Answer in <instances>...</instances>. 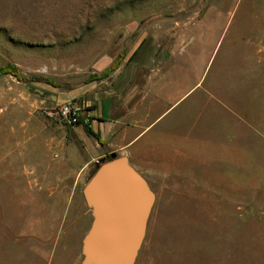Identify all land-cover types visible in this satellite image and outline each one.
<instances>
[{"label":"rangeland","instance_id":"rangeland-1","mask_svg":"<svg viewBox=\"0 0 264 264\" xmlns=\"http://www.w3.org/2000/svg\"><path fill=\"white\" fill-rule=\"evenodd\" d=\"M116 61L105 78H173L142 139L162 176L135 264H264V0H0V69L42 78L0 75V264H81L95 165L61 161L70 126L39 99Z\"/></svg>","mask_w":264,"mask_h":264},{"label":"crops","instance_id":"crops-1","mask_svg":"<svg viewBox=\"0 0 264 264\" xmlns=\"http://www.w3.org/2000/svg\"><path fill=\"white\" fill-rule=\"evenodd\" d=\"M146 63L134 64L130 69L131 74H117L116 78L82 82L79 78L78 83L68 89L51 85L43 89L45 97L39 99V105L45 104V109L68 102L82 103L85 105L84 115L89 118V126L82 123L69 125L70 136L61 138V143L64 142L59 147L64 151L62 162L84 172L100 158H106L114 152L126 156L143 178L147 177L146 173L153 172L155 176H162L156 165L159 160L150 159L156 149L154 144L142 139L158 119L156 108L165 99L164 91L173 78H169L161 68H155L151 62ZM104 65V61L99 60L95 72L105 69L107 65ZM186 94L178 95V100ZM29 96L28 93L21 94V98L27 102ZM31 105L38 107L36 102ZM27 106H30V101ZM165 149L171 151L170 148Z\"/></svg>","mask_w":264,"mask_h":264},{"label":"water","instance_id":"water-1","mask_svg":"<svg viewBox=\"0 0 264 264\" xmlns=\"http://www.w3.org/2000/svg\"><path fill=\"white\" fill-rule=\"evenodd\" d=\"M94 165L81 191L92 216L81 264H135L155 195L126 156L112 152Z\"/></svg>","mask_w":264,"mask_h":264},{"label":"built area","instance_id":"built-area-1","mask_svg":"<svg viewBox=\"0 0 264 264\" xmlns=\"http://www.w3.org/2000/svg\"><path fill=\"white\" fill-rule=\"evenodd\" d=\"M85 105L82 103L68 102L57 107L56 114L62 122L68 125L82 123L89 126V118L84 115Z\"/></svg>","mask_w":264,"mask_h":264},{"label":"trees","instance_id":"trees-1","mask_svg":"<svg viewBox=\"0 0 264 264\" xmlns=\"http://www.w3.org/2000/svg\"><path fill=\"white\" fill-rule=\"evenodd\" d=\"M119 62L116 61L109 69L103 71L100 75H95L89 78V81L94 80H101L104 79L106 76H108L117 66ZM9 74L13 77H15L18 81L25 82V83H35L42 81V78L36 77V76H24L22 75L19 70L11 65V64H5L0 69V75H6ZM48 82H51L49 79H47Z\"/></svg>","mask_w":264,"mask_h":264}]
</instances>
